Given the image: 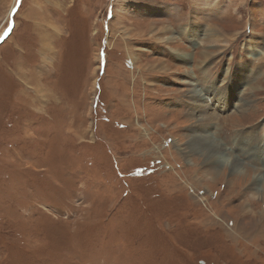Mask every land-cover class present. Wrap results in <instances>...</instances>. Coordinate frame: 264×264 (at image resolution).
Listing matches in <instances>:
<instances>
[{
    "label": "rangeland",
    "instance_id": "rangeland-1",
    "mask_svg": "<svg viewBox=\"0 0 264 264\" xmlns=\"http://www.w3.org/2000/svg\"><path fill=\"white\" fill-rule=\"evenodd\" d=\"M1 36L0 264H264V0H0Z\"/></svg>",
    "mask_w": 264,
    "mask_h": 264
},
{
    "label": "bare ground",
    "instance_id": "bare-ground-1",
    "mask_svg": "<svg viewBox=\"0 0 264 264\" xmlns=\"http://www.w3.org/2000/svg\"><path fill=\"white\" fill-rule=\"evenodd\" d=\"M164 9H166V8H164ZM168 11V10H167ZM167 11H165V12H167ZM164 11H163V13H165ZM2 39V36L0 37V40ZM1 42V41H0ZM198 95V94H197ZM204 98H206L205 96H204ZM207 102V101H206ZM216 105V104H215ZM216 107V106H215ZM217 112H219V111H217ZM221 158H223V159H226V161L228 162V159H229V157L227 156V155H221ZM220 160V159H219ZM260 174V173H259ZM235 230V229H234Z\"/></svg>",
    "mask_w": 264,
    "mask_h": 264
}]
</instances>
